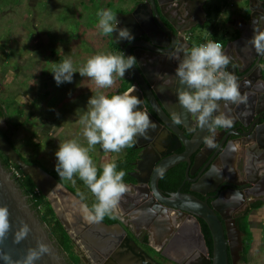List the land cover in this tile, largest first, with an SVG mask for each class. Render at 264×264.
Here are the masks:
<instances>
[{
    "label": "flooded vegetation",
    "instance_id": "1",
    "mask_svg": "<svg viewBox=\"0 0 264 264\" xmlns=\"http://www.w3.org/2000/svg\"><path fill=\"white\" fill-rule=\"evenodd\" d=\"M122 2H124V0H122ZM209 2L210 0H185L183 2H180V0H168L165 4L164 11L170 20L166 19L163 15H161V19L171 30H175V26L181 30H186V28L190 27V24L193 21L203 22V24H197L192 27L190 31H187L182 35L186 38L187 44L191 48L192 46L197 45V42L193 39L195 33H198L206 27V24L210 22V17L215 13V10L216 12L219 11L218 15L217 13L215 14V16L217 15V18H215L213 23L217 32L222 35L219 30L221 22H226L224 28H226L227 24V26H230L229 31L225 34V39L228 42H226L225 45L223 43L225 51L227 46L229 48H234V45H238V47L235 48L237 50L236 58L240 56L244 61L248 59L246 60V63L250 65L253 62L251 54L253 52L252 47L249 39L243 38L242 35L248 30V25H246L247 20L251 19L252 13H256L261 4H255V2L253 3V0L227 1V11L230 10L231 15L241 13L242 19H235L226 13L224 16L227 17L219 21L222 13H224L222 10L223 1H221L222 3L220 6H217L216 9L212 11H210L211 3ZM129 6L130 7L124 4L119 8L114 6L116 13L114 15L117 17L120 26H127L128 28L135 27L136 30L133 31V33L135 36L140 35V37L129 43L126 41L121 42L120 40H118V43H115L113 40L114 44L111 46L110 53L126 55L128 46H132L135 42L156 48L155 45L153 47L147 43V41L149 42V39L145 34L146 30H160V28H157L158 22L151 0H130ZM190 8L193 12L189 11ZM136 10L138 11L134 16L133 14ZM190 15H192L190 20L193 19V21L185 20V17L189 18ZM173 20L176 23H174ZM211 23L212 22H210V24ZM139 25H141V28ZM216 30H211V34H216ZM228 36H230V38ZM184 41L185 39L183 38V43ZM166 42V40H162V43ZM244 42L247 44V47H244ZM171 45L172 44L168 45L162 50H169ZM135 50L136 48L134 47L130 49L132 54H134ZM152 54L154 53L152 52ZM169 55L170 54H165V58ZM263 63L264 61L259 64V66H261V71L258 75L255 74L254 76H251L248 75L247 71H244L236 76L237 81L240 84L241 93H247L248 101L257 97L260 89H264V86H260V83H258L259 78L260 80L263 78L264 81ZM126 75L128 74L126 73L125 76ZM129 76L132 77L133 75L129 74ZM124 77L117 76V78H115L117 83L109 88L110 91L107 95H111V93H122L135 87V81L125 79ZM118 78L119 80L117 81ZM168 85L165 86V88L168 87ZM158 86H160V82ZM161 88L162 86H160L159 93L163 95L164 92H161ZM166 99V97L161 96V100L164 104V106H161V109L173 121L167 118H164V121L166 124H169L170 126L172 125L174 127H172V129L184 130V135L189 140H193V135L189 134L180 122L177 123L169 112V110H171L173 114L175 113L174 110L178 109V106H176L178 105V102L173 103V100L169 96V102H167ZM247 103L238 106H225L223 102H221L220 111L225 112L233 119L232 128L226 130L224 128L217 129L215 147H208L204 142L205 140L202 144L197 140L199 145H195L196 147L191 151L189 159H186V162L178 163L176 166L170 168L161 176V178L158 179L160 191L165 195H174L180 191L182 194L194 196L204 202L207 201L210 206H212L213 203H218L219 209L224 212L223 216L219 213L218 216L223 223L226 237L232 234L233 237H235V242L237 239L242 240L241 246L236 243L232 246V244L229 243V264L251 263V253L254 246L252 245V242L254 243L256 237L253 233L252 220L258 218L259 212L264 210V148L259 142H257V139L256 141H248V138L245 136H230L223 148H221V143L223 141L221 140L222 131L225 130L226 133H228L235 129L237 130L238 128L240 131L242 126L238 123L236 125V122L239 119L249 120L248 118L252 113L249 110H251L252 106H249ZM144 104L147 111H149L151 116L156 119L158 126L151 128L150 135L138 137L137 142L133 145V150H130V152L127 148H124L121 152L115 154V160L123 159L128 165L125 168L128 170L129 177L125 181V184L128 186L129 191L123 194L120 203L117 209L114 210L113 214L107 215L104 218L106 220L109 217L110 220V217L113 216L116 221L109 225H121L136 244L138 250H135L133 245L132 248L138 253L132 254V250L129 249V258H133L134 260L131 264H137L135 260L138 261L136 258L140 256L139 253L141 252H144L147 255L144 256V258L149 257L147 258V264H204L205 260H202L201 262L197 259V256L201 251L199 242L196 241V223L192 221L195 223V226H190L188 223L190 221H188L186 216L181 215L179 212L168 207H163L167 210L166 212L163 208L161 212L153 210L156 204H153L154 202L152 200L157 202V197L150 189L151 182H153L158 170L168 163V161H165L174 156H184L186 154V147L182 142H180L181 144L172 143L173 134L164 131L165 127L163 126V121L153 112V107L150 105L147 98L144 99ZM173 104L175 106H173ZM238 107H240V109ZM257 118H259V116H255L254 120H257ZM254 120H252V123L254 122L253 133L258 134L257 128L264 125V119L260 124L256 125ZM185 121H187L186 124L191 129H199L192 114L191 118ZM0 130L1 133H3L2 135H6L5 137H7L8 140L12 139L9 136V133L5 132L2 128H0ZM176 132L177 131H175V133ZM245 134L246 131H244V135ZM177 137L178 135L175 136V138ZM260 137L262 140L264 138V133L261 134ZM261 140L260 142L264 144L263 140ZM232 144H234L236 151L233 150L234 147L231 148ZM172 146L175 147L176 150L173 153H170L169 150ZM117 155H119V157H117ZM109 157L113 159L114 154L111 153ZM29 162L32 163V160H29ZM173 170L184 171L183 180L180 186L174 190L171 188V184L163 187L164 176ZM206 175H209L207 179L219 181L218 185L214 184L216 186L214 188L215 191L208 193L207 187L203 189L200 187L206 193L205 195L199 192H193V186L204 181ZM173 180L174 179H171L170 182L169 179V182L172 183ZM93 200L95 201V197H93ZM135 200L139 202V204L138 202L136 204L138 208L135 206L132 207ZM85 203L88 205L87 201ZM120 204L123 205L120 206ZM146 206L152 209L154 214L153 219L146 216L149 219L144 220V212L142 215L133 214L137 209H141L140 207L145 208ZM142 210L143 208L140 210L141 212L139 211V214L142 213ZM202 222L204 221L200 220L201 231L205 236L207 248L209 249L208 243L210 238L208 239L206 237ZM245 222L253 234V241L251 242L249 251H247L246 232L243 229ZM204 224L207 226L205 222ZM72 244L73 253L79 258L78 262L71 260L70 256L59 245L62 253L66 255L68 264H92L90 259H87L86 261L83 259L87 258L83 249L76 246L73 242ZM231 249L234 252L233 254ZM140 264H144L143 260H140Z\"/></svg>",
    "mask_w": 264,
    "mask_h": 264
},
{
    "label": "water",
    "instance_id": "2",
    "mask_svg": "<svg viewBox=\"0 0 264 264\" xmlns=\"http://www.w3.org/2000/svg\"><path fill=\"white\" fill-rule=\"evenodd\" d=\"M183 1L185 0H180V2ZM167 2L168 0H151L153 10L156 14L158 22L157 24L159 26H157V28H160V30H146L145 34L149 39V42L147 41V43H149L153 47L155 45L156 48H152L151 46L140 44L138 42H135L130 47L128 46L126 55L132 54V52L130 51L131 48H136L134 54L132 55H135L137 57V64L136 66H134L133 70L127 72L128 75L124 77L125 79H131L135 81V91L133 92V94L140 96L142 100V104L140 107L143 111H146L150 115L151 120L155 123V126H158L156 119L151 116L150 112L147 111L144 104V99L146 98L148 99L150 105L153 107V112L159 117V119L163 121L162 123L165 127L164 131L173 134L172 143L181 144L180 142H182L186 147V154L179 157L174 156L166 160L165 162L168 161V163H166L158 170V173L155 175L153 182H151L150 189L157 197V202H155V200H152L154 202L152 203L156 204L153 210H158L159 212H161L163 207H168L179 212L181 215L186 216L188 218V221H194L196 223V241L199 242L202 257L203 254L206 256L204 264H229V243H231L232 246L235 245V243L241 246L242 240L237 239V241L235 242V237H233L232 234L226 237L223 223L218 216V213L223 216L224 212L219 209L218 203H213L212 206H210L207 201L204 202L194 196L182 194L180 191L174 195H165L160 191L159 188L158 179L178 163L186 162V159H189V156H191V151L195 149V145H199V142H201L202 144V142L205 140V137L210 134L207 127L193 130L186 124L187 121L185 120L191 118V114L185 108H183V106L180 105L178 101L177 90L179 88H182L183 86L180 85L178 81H176L175 75H172L174 74L175 68L177 67L179 61L178 59L169 58L172 54L177 53L179 54V59L183 58L185 50L189 49L190 46L187 44L186 38L182 35H184L187 31H190L191 28L196 26L197 24H203V22H195L193 21V19L190 20L192 17V15H190L189 18L185 17V20L193 21L190 24L189 28H186V30H181L175 26V30L169 29L166 26L165 22L161 19V15H163L166 19L170 20V18L165 14L164 11L165 4ZM137 11L138 10H136L133 14L134 16L136 15ZM189 11L193 12L191 8ZM173 22L176 23L174 20ZM246 25H248V30L242 35V37L249 40L253 35L254 28L264 30V3L259 6V9H257L256 13H252L251 19L247 20ZM139 27L141 28V25H139ZM130 29L132 32L136 30L135 27H131ZM112 35L114 42L118 43L116 34L112 33ZM135 37L138 39L140 35H137ZM183 38L185 39L184 43ZM162 40H166L167 42L162 43ZM170 44L172 45L169 50H162ZM243 44L244 47H247V44L245 42ZM237 47L238 45H234V48H229L228 46L226 48V52L230 57L228 70L235 76H238L239 73H243L244 71H247L248 75L251 76H254L255 74L258 75L261 71V66H259V64L264 61V56L259 55L251 44L253 51L251 53L253 62L248 65L246 63V60L248 59L244 61L240 56L236 58L237 50L235 48ZM152 52L155 55L152 54ZM165 54L170 55L165 58ZM129 74H132L133 76L130 77L131 75L129 76ZM169 76H171L172 80L174 81L171 86L170 84L168 85L165 83V80H167ZM159 82L160 86H162L161 92H164L163 95L159 93ZM261 83L263 84L264 81L262 80ZM167 85L168 87L165 88V86ZM262 94H264V91H261V93L257 97L252 98L247 103L249 106H252L251 110H249L252 112L250 117L248 118L249 120L247 121L244 119H239L236 122V125L238 123L242 126V129H240L241 132L238 128L237 130L235 129L234 131L226 133L225 130L231 129L232 126L224 128L225 130L222 131L221 135V140H223L221 143V148H223L224 144L227 142L230 136H245L248 138V141H256L257 139V142H259V144L262 146L260 142V136L264 133V125L257 128L258 134H256L253 133L254 122L252 123V120L255 119V116H259L257 120H254L255 125L260 124L264 119V101L262 98L264 97V95ZM166 95L171 97L173 103L178 102V105H176L178 106V109L174 110L175 113L173 114L171 110H169V112L172 114V118L175 120L180 116L181 125L184 127V129L187 130L189 134L193 135V140H189L184 135V130L172 129L173 126L166 124V122L164 121V118L172 120L161 109V106H164L163 101L161 100V96L166 97L167 102H169L168 96ZM257 101L258 103H256ZM173 106L175 105L173 104ZM255 106L257 107L255 108ZM194 119L196 121L195 116ZM151 128L152 127L147 130V133L145 135H150L152 130ZM175 131H177L179 134L177 132L176 134ZM244 131H246L245 135ZM176 135H178L177 138H175ZM197 140H199V142ZM262 140L264 142V138ZM173 146L169 150L170 153H173L176 150ZM233 147L234 144H232L231 148ZM262 147L264 148V146ZM233 150L236 151V148L234 147ZM0 153L7 157L14 165L18 166L24 174L30 176L37 189L46 198H48L57 219L65 229L72 242L79 248L83 249L87 257L86 259L83 258L85 261L87 259H90L92 264H131V262H134L133 258H129V249L132 250V254H135L138 253L137 251H135L138 250V248L136 247V244L133 242L131 237L128 235L127 231L121 225H109L104 221L89 222L85 218V214L83 212V205L86 203L43 168L35 164L27 163L17 152L12 143L1 134ZM208 176L209 175H206L204 181L200 182V184L193 186V192H199L205 195L206 193L202 189L206 187L208 189H206L208 193L215 191L214 188L216 186L214 184L218 185L219 181H212L211 179H207ZM136 200L134 204H132V207L135 206L136 208H138V206L136 205L138 201ZM122 205L123 204H120V206ZM0 206L8 207L10 211L11 225L8 234L3 238L2 241H0V257L8 256L11 258L12 264H23V261L27 256L29 250L37 249L39 243H43L48 246L49 251L44 253L36 261V264H68L66 255L62 253L61 248L70 256L71 260L74 261L70 253L67 252L58 243L48 224L42 220L41 215L34 208L33 203L29 201V197L24 194L20 184L14 177L13 171L7 169L3 165L1 160ZM141 209H137V211L133 214L142 215L143 213L139 214V211ZM142 211H145L144 220L149 219L147 217L153 219L154 214L150 207L146 206ZM200 220L204 221L210 230L213 240L212 256L210 249L207 248L205 236L201 231ZM24 224H27L29 226L30 231L25 239L17 243L15 238L16 232ZM59 245L61 248L59 247ZM132 245L135 247V250L132 248ZM231 251L233 254L234 252L232 249ZM139 255L140 256L136 258L138 261L135 260V262H137V264H140V260H143V263L147 264V258L149 257L144 258V256H147L144 252L139 253ZM202 257H200L199 259V261L201 262L202 260H204V258ZM0 264H5V262L0 259Z\"/></svg>",
    "mask_w": 264,
    "mask_h": 264
},
{
    "label": "rangeland",
    "instance_id": "3",
    "mask_svg": "<svg viewBox=\"0 0 264 264\" xmlns=\"http://www.w3.org/2000/svg\"><path fill=\"white\" fill-rule=\"evenodd\" d=\"M129 3L130 0H0V106L7 115L1 119L0 128L9 133L11 143L29 164L55 175V152L60 143L76 139L87 147L79 117L86 111L91 90L97 86L79 73L73 82L58 86L50 71L61 62L60 57H71L79 68L97 53H110L113 35L99 30L97 13L111 9L116 14L115 7H130ZM209 3L214 9L221 5L220 0ZM227 3L223 2L222 10L230 14ZM225 23L221 22L219 28L224 39L230 27L227 24L224 28ZM198 36L213 35L200 30ZM224 39L225 45L228 41ZM116 83L115 80L113 85ZM99 91L107 95L109 88ZM15 121H25L24 127L15 128ZM89 154L101 168L106 154L100 145ZM78 187L91 207L94 194L88 187ZM252 227L256 237L250 264H264V210L252 220ZM69 253L75 261L73 247Z\"/></svg>",
    "mask_w": 264,
    "mask_h": 264
},
{
    "label": "clouds",
    "instance_id": "4",
    "mask_svg": "<svg viewBox=\"0 0 264 264\" xmlns=\"http://www.w3.org/2000/svg\"><path fill=\"white\" fill-rule=\"evenodd\" d=\"M97 17V27L103 34L115 33L121 42L136 39L130 28L119 25L111 9H101ZM249 42L259 55L264 56V30L254 28ZM169 58L179 61L174 75L183 86L177 90L180 105L196 117L199 128H208L210 134L204 142L210 148L215 147L217 129L228 128L233 124V119L220 111L221 102L225 106L248 102L247 93H241L237 77L228 70L229 55L220 41L209 40L185 50L182 59H179L178 53ZM136 64L137 57L132 54L97 53L79 68L71 57H67L50 71L58 86L73 82L77 72L82 77L90 78L97 86L96 90H91L93 95L88 99L86 111L79 117L84 126L83 136L87 140V147L71 139L60 143L55 152V170L58 175L72 183L76 182L74 177L78 175L96 197L91 207L83 205L85 218L89 222H100L106 215H112L123 194L129 191L124 182L126 172L118 171L115 160L109 159L107 154L119 153L133 146L138 137L144 136L150 127H155L150 115L140 107L142 100L139 95L133 94L134 88L113 95L99 91L110 88L117 76L124 77ZM173 82L171 76L165 80L166 84ZM176 122H180L179 117ZM98 144L106 154L101 165L102 171H99L89 154ZM80 198L85 199V194L81 192ZM10 227V211L8 207L0 206V241L8 234ZM29 231V226L24 224L16 232L17 243L25 239ZM48 251L46 244L39 243L37 249L29 250L23 264H36ZM0 259L5 264H12L8 256Z\"/></svg>",
    "mask_w": 264,
    "mask_h": 264
},
{
    "label": "trees",
    "instance_id": "5",
    "mask_svg": "<svg viewBox=\"0 0 264 264\" xmlns=\"http://www.w3.org/2000/svg\"><path fill=\"white\" fill-rule=\"evenodd\" d=\"M217 13V15L219 14V11L216 12L215 10V14ZM215 14L211 15V19H210V22H212L210 24V22H208L206 24V27L203 28L204 32L205 31H208L210 32L211 30H216L215 27H214V20L215 18H217V15L215 16ZM211 25V26H210ZM210 26V27H209ZM216 34H214L213 36L211 37H207V38H203V37H199L198 33H195V35L193 36V39L197 42V44H200V43H206L207 41L209 40H218L220 41L221 43H223V39L222 38V35H220L217 30L215 32ZM211 34V32H210ZM114 44V42H113ZM63 60V57H60V61ZM78 73V72H77ZM117 78V77H116ZM83 86V84H82ZM1 91V89H0ZM110 91V90H109ZM114 93H111V95H113ZM85 97V96H84ZM90 97V96H89ZM7 117V115L5 114V110L0 106V120L3 119L4 117ZM27 121V120H26ZM25 125V121L22 122V123H18L15 121V123L13 124V126L15 128H19L20 127H24ZM0 134L2 135L3 133H1V130H0ZM4 137L6 135H3ZM7 138V137H6ZM10 141V140H9ZM11 142V141H10ZM13 145V144H12ZM15 148V147H14ZM127 150L130 152V150H133L134 146H130V147H126ZM16 149V148H15ZM18 152V151H17ZM114 156L116 153H113ZM21 155V154H20ZM22 156V155H21ZM23 157V156H22ZM0 158L1 160L3 161V165L14 172V177L16 180H18V183L20 184L24 194L26 196L29 197V201L31 203H33V206L34 208L39 212V214L41 215V218L42 220L48 224V226L51 228V232L53 233V235L55 236V238L57 239V241L59 242V244L61 245V247H63L67 252L71 251L72 250V247H73V244H72V240L70 239V237L68 236V234L66 233L65 229L63 228V226L60 224L59 220L57 219L56 215H55V212L50 204V201L48 200V198H46L38 189L37 187L35 186L33 180L31 179L30 176L26 175L23 173V171L16 165H14L7 157H5L3 154H0ZM23 159L28 163V161L23 157ZM126 161H124L123 159H120V160H115V163L117 164V170H124L126 172V175L124 177V182L128 179L129 175H128V170H126V166H128L126 163ZM99 171H102V167L101 168H98ZM56 172V171H55ZM50 173V172H49ZM53 175V174H52ZM56 179L59 180V182L63 183L65 186L68 187V189H70L72 192H74L79 198H80V191H79V187H84L85 189L88 187L83 180H81L79 178L78 175H76L74 177L75 179V183H72L71 181H68V180H64L62 179L58 173L56 172L55 175H53ZM183 176H184V171H171L169 172L167 175L164 176V180H163V187H165L166 185L168 184H171V188L174 190V189H177L182 180H183ZM169 179H170V182H171V179H174L172 181V183L169 182ZM66 183H65V182ZM169 182V183H168ZM77 183V184H76ZM95 197V196H93ZM81 199V198H80ZM84 202L85 199H83ZM95 201H96V197H95ZM107 216V215H106ZM111 219L109 220V217L108 219L105 220V218L103 219V221L107 222L108 224H112L114 223L116 220L115 218L112 216L110 217ZM203 223V226H204V233L206 235V237L210 240H209V243H208V246H209V249L211 251V256H212V253H213V241H212V237H211V234L207 228V226ZM53 227V228H52ZM243 229L244 231L246 232V244H247V251H249L250 249V245H251V242L253 241V234L252 232L250 231L247 223L245 222L244 226H243ZM74 255V253H73ZM74 258H75V261L78 262L79 261V258L74 255Z\"/></svg>",
    "mask_w": 264,
    "mask_h": 264
},
{
    "label": "crops",
    "instance_id": "6",
    "mask_svg": "<svg viewBox=\"0 0 264 264\" xmlns=\"http://www.w3.org/2000/svg\"><path fill=\"white\" fill-rule=\"evenodd\" d=\"M221 1H225V2H227V1H230V0H220V2ZM241 1H245V0H241ZM233 2H234V0H233ZM255 2V4L256 3H260V4H262V3H264V0H253V3ZM222 3V2H221ZM214 9V7L212 8L211 7V10L210 11H212ZM215 14V13H214ZM224 15H226V13H222V15H221V17H220V20L219 21H221V20H223V19H225L227 16H224ZM230 16H232L233 18H235V19H242V14L240 13V14H232L231 15V13L229 14ZM229 38H230V36H228ZM226 38V37H225ZM263 62V61H262ZM262 68H263V74H264V63H263V65H262ZM262 80H263V78H261ZM262 80H260V78L258 79V83H260V86H264V83L262 84L261 82H262ZM260 91V93H261V91H263V90H259ZM260 93H258V95L260 94ZM257 95V96H258ZM107 157L109 158V153L107 154ZM104 159H105V157H104ZM189 223V225L190 226H195V223L194 222H192V221H190V222H188Z\"/></svg>",
    "mask_w": 264,
    "mask_h": 264
},
{
    "label": "bare ground",
    "instance_id": "7",
    "mask_svg": "<svg viewBox=\"0 0 264 264\" xmlns=\"http://www.w3.org/2000/svg\"><path fill=\"white\" fill-rule=\"evenodd\" d=\"M123 22V21H122ZM262 88V87H261ZM264 88V87H263ZM263 91H264V89H262ZM262 95H264V94H262ZM261 95V96H262ZM263 98V101H264V97H262ZM256 103H258V101L256 102ZM257 106H255V108H256ZM239 109H240V107H238ZM262 144V146H264V144L263 143H261ZM140 208H144V207H140ZM164 209V208H163ZM165 210V212L167 211L166 209H164ZM141 212V211H140ZM143 212H145V211H142V213ZM145 214V213H144ZM146 215H148V214H146ZM201 251V250H200ZM201 254V255H200ZM200 257H202V252H200L199 254H198V256H197V259H200ZM202 258H204V260H206L205 258H206V256L203 254V257Z\"/></svg>",
    "mask_w": 264,
    "mask_h": 264
},
{
    "label": "built area",
    "instance_id": "8",
    "mask_svg": "<svg viewBox=\"0 0 264 264\" xmlns=\"http://www.w3.org/2000/svg\"><path fill=\"white\" fill-rule=\"evenodd\" d=\"M200 44H203V43H200ZM200 44H198V45H200ZM222 45H223V43H222ZM224 47V46H223Z\"/></svg>",
    "mask_w": 264,
    "mask_h": 264
}]
</instances>
